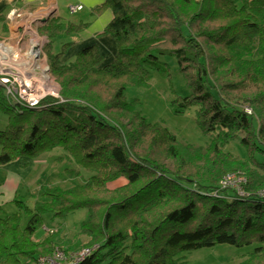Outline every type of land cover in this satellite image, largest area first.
<instances>
[{"label":"trees","instance_id":"obj_1","mask_svg":"<svg viewBox=\"0 0 264 264\" xmlns=\"http://www.w3.org/2000/svg\"><path fill=\"white\" fill-rule=\"evenodd\" d=\"M105 9L113 13L105 33L118 45L111 64L102 65L94 46L64 63L66 44L50 56L59 97L28 107L4 90L9 104L0 101V111L9 122L0 131V166L62 147L92 174L68 189L47 187L34 213L27 208L33 215L25 227L21 214L0 218V264L53 254L55 235L35 237L42 215L64 219L81 209L89 212L80 227L89 238L84 247L93 251L77 264H178L184 254L223 244L259 245L240 264H264V0H105L95 12ZM63 21L40 29L50 40L45 50L80 28ZM161 57L177 60L190 94L172 106L177 115L195 109L212 139L206 150L181 146L126 101L128 87L154 71L171 76ZM232 141L245 158L224 150ZM234 172L246 181L224 187Z\"/></svg>","mask_w":264,"mask_h":264},{"label":"rangeland","instance_id":"obj_2","mask_svg":"<svg viewBox=\"0 0 264 264\" xmlns=\"http://www.w3.org/2000/svg\"><path fill=\"white\" fill-rule=\"evenodd\" d=\"M104 2L99 6H102ZM95 10L96 8L94 9V15L91 16L87 14L86 17H84L80 14L71 13L68 8H65L61 13V19L69 23L68 21L72 22L75 18H83L85 22L89 21L93 24L92 27L94 28L98 25L95 21H101V19L106 20L107 15L105 13L107 10L110 11L109 9H105L103 12L96 13ZM48 21L49 19L46 22H43V20L38 22L36 32L39 34L38 36L40 38H38L40 39V43L44 45L42 57L45 59L46 63H48V66L51 67L52 71L50 56L61 53L64 45H70V42H67L69 40V34L77 32L79 29H67L66 32L58 35L50 46V51H48L45 50V47L50 41L49 37L45 36V34L44 36L40 35V29H42ZM5 22L9 24V26L13 25V23L8 20L7 16ZM82 27L80 26V28ZM0 34H2L1 31ZM8 36L9 31L6 37ZM29 37H32V35H29ZM64 57L65 56H63V58ZM76 58L77 57L69 58L68 60L73 62ZM161 61L169 65L171 76H166L159 71H154L152 78L145 84L128 87L125 93L126 101L132 104L136 111L140 112L149 123H159L168 128L170 132L176 136L181 146L190 145L206 150L211 144L212 139L210 136L203 134L198 127L195 120V109L177 115L172 106V101L177 96L185 97L190 94V89L179 71L177 60L175 58L161 57ZM57 84L60 93L61 86L58 82ZM0 101L6 105L9 104L3 88L0 92ZM8 122V116L0 111V131L6 128ZM224 150L235 156L243 158L247 156L246 149L236 141L228 143L224 147ZM25 160L28 163V167L22 169L24 179H22L23 184H21L17 194V200L23 202L24 205H19L14 202L0 209V218H6L13 214H21L22 227L27 225L33 215L27 208L34 213L36 205L43 202L42 195L47 187L60 186L68 189L72 186L83 184L92 174V172L77 166L62 147H57L53 151L46 152L40 155L36 160H31L30 158ZM16 162L17 161L10 163L9 167L13 168V163ZM14 167L17 168V166ZM4 175H6V172L0 170V179H3ZM28 176L30 178L29 180ZM27 181L29 182L27 183ZM88 214L89 212L87 209L72 212L64 219L55 218L54 215L50 213L43 214L44 224L37 231L35 237L43 239L46 235L51 234L55 235L58 248L71 247L74 249H83L89 238L81 231L80 227L87 219ZM257 246L259 245L234 247L223 244L213 248L199 249L182 255V259L178 264H240L246 260L248 255L253 252ZM57 247L53 248L52 251H55Z\"/></svg>","mask_w":264,"mask_h":264},{"label":"built area","instance_id":"obj_3","mask_svg":"<svg viewBox=\"0 0 264 264\" xmlns=\"http://www.w3.org/2000/svg\"><path fill=\"white\" fill-rule=\"evenodd\" d=\"M82 8L80 5L71 6V11ZM7 18L13 25L8 39H0V87L9 97L28 107H37L49 96L59 97L51 67L42 57L44 45L36 32L40 20L30 22L25 14L16 10L11 11ZM245 181L241 172H234L223 178L222 185L239 189ZM92 251L91 247H84L67 254L56 249L53 254L41 256L33 264H77Z\"/></svg>","mask_w":264,"mask_h":264},{"label":"crops","instance_id":"obj_4","mask_svg":"<svg viewBox=\"0 0 264 264\" xmlns=\"http://www.w3.org/2000/svg\"><path fill=\"white\" fill-rule=\"evenodd\" d=\"M103 2L104 0H0V14L7 16L11 11L16 10L25 14V17H27L30 22H34L36 20L42 21L47 17L49 20L52 18H61V13L65 8L71 11V6L80 5L83 7L81 10L75 12L71 11V13L86 17L87 14L91 16L94 15V9ZM105 14L107 15L106 20L101 19V21H95L98 25L94 28L92 27L93 24L89 21L85 22L83 18H75L72 22L68 21L69 24L83 27L79 28L77 32L69 34V40L67 42H70V47L62 60L64 63H71L72 61H69V58L76 57L79 52L91 46L97 47L99 50L102 56L103 66L109 65L114 61L118 50L117 42L114 37L104 32L106 26L113 18V13L111 10H107ZM5 21L0 22V31L2 32V34H0V39H5L8 31L9 36L11 34L12 25L9 26ZM16 161L17 162L13 164L17 166V168L14 166L10 168L9 164L0 166V170L6 172L4 178L0 179V209L8 204L14 203L18 199V190L21 184H23L22 179H24L22 169H26L28 163L25 159ZM29 179L28 176V180ZM28 182L29 181H27V183Z\"/></svg>","mask_w":264,"mask_h":264},{"label":"water","instance_id":"obj_5","mask_svg":"<svg viewBox=\"0 0 264 264\" xmlns=\"http://www.w3.org/2000/svg\"><path fill=\"white\" fill-rule=\"evenodd\" d=\"M48 20V17L46 19L43 20V22H46Z\"/></svg>","mask_w":264,"mask_h":264}]
</instances>
